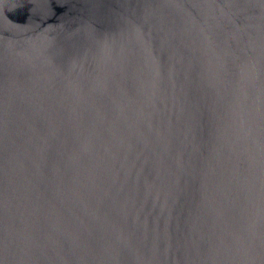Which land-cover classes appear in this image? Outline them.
<instances>
[{
    "label": "water",
    "instance_id": "water-1",
    "mask_svg": "<svg viewBox=\"0 0 264 264\" xmlns=\"http://www.w3.org/2000/svg\"><path fill=\"white\" fill-rule=\"evenodd\" d=\"M0 264H264V0H0Z\"/></svg>",
    "mask_w": 264,
    "mask_h": 264
}]
</instances>
